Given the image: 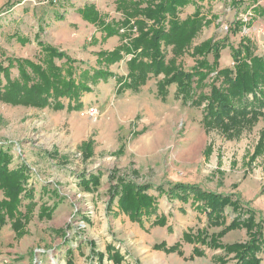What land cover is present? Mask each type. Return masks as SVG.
Returning <instances> with one entry per match:
<instances>
[{
    "label": "rangeland",
    "instance_id": "1",
    "mask_svg": "<svg viewBox=\"0 0 264 264\" xmlns=\"http://www.w3.org/2000/svg\"><path fill=\"white\" fill-rule=\"evenodd\" d=\"M63 1L9 0L0 6V24L2 14L17 3L40 9L61 7ZM255 5L257 13L252 9ZM92 8L87 12L91 18L95 10L105 21L122 16L115 0H95ZM195 8L207 24L192 40V47L224 37L229 45H237L246 38L255 53L264 56V0H244L242 5H234V0H192L179 17L185 19ZM81 17L85 19L82 13ZM238 19L241 26L228 31ZM4 20L7 28L0 30L4 65L6 57L34 59L38 42H43L73 60L63 67L65 76L72 70L89 90L80 93L78 100L59 96L43 106L0 98V144L10 150V168L27 167L25 189L33 190L31 211L24 206V194L20 195L25 222L17 228L7 222L0 229V264H237L234 253L227 255L224 249L189 243L183 237L197 231L217 234L235 217L232 209H225L224 224L209 227L206 214L191 199L182 202L169 190L175 183H184L238 196L254 209L257 220H264V117L237 132L206 128L201 108L176 97L175 83L161 94L158 82L162 75L150 76L136 88L119 85L115 77L128 74L130 55L105 64L98 61V52H109L127 40L122 38L121 26L122 34L107 37L97 25L95 37L70 33L62 37L63 31L55 33L50 28L46 37H40L42 22L18 31L11 20ZM189 54L182 57L185 70L194 64ZM166 55L171 57L170 47ZM208 58L212 59L211 53ZM232 64L225 47L220 51L219 67ZM97 69H108L113 76L97 78ZM10 72L16 74L13 65ZM93 176H98V186L89 182L85 188L82 180ZM118 178L150 185L147 193L155 198L156 213L165 217V224L154 223L155 213L137 221L120 209L117 197L111 200V187L118 184ZM247 239V230L240 227L217 240L227 245ZM175 244L180 251L165 249ZM109 245L117 250L118 263L109 259ZM195 246L204 255L190 258ZM217 255L223 259L220 263L213 259Z\"/></svg>",
    "mask_w": 264,
    "mask_h": 264
},
{
    "label": "trees",
    "instance_id": "2",
    "mask_svg": "<svg viewBox=\"0 0 264 264\" xmlns=\"http://www.w3.org/2000/svg\"><path fill=\"white\" fill-rule=\"evenodd\" d=\"M191 1L115 0L116 11L122 15L117 21H105L97 10L91 18L87 14L93 9L90 5L80 12L85 19L95 22L105 37L120 33L119 27H123L122 38L127 40L109 52H98V61L105 64L130 55L127 61L128 74L115 77L119 85L136 88L150 76L162 75L158 82L161 94L168 85L175 83L176 97L184 103L201 108L206 128L214 127L231 132L249 128L260 117H264V56L255 53L246 38H242L237 45H229L224 37L221 40H206L192 47V40L207 21L198 8L185 19L179 17L184 6ZM242 4L244 0H234V5ZM252 9L257 13V5ZM261 16L264 17V10L261 11ZM241 22L240 19L233 21L228 31L235 32ZM133 28L136 30L134 33ZM38 45L39 53L34 59L6 57L5 65L0 61L1 99L13 104L43 106L51 99L57 100L59 96L78 100L80 93L89 90L84 82L76 80L72 70L68 77L65 76L63 67L71 64L73 60L70 57L43 42H38ZM169 47L171 57L167 58L166 49ZM225 47L230 50L233 64L232 67L220 68V51ZM189 51L194 64L185 70L182 57ZM210 53L211 60L208 58ZM12 65L16 68L13 76L10 72ZM94 71L97 78L113 76L108 69ZM11 162L10 150L0 144V229L7 222L15 228L25 222L27 217L20 209L21 194L27 200L24 204L26 210L31 211L33 207V190L25 189L28 169L24 164L10 168ZM82 182L85 188L89 182H93V187L96 188L99 179L98 176H93ZM117 182V185L111 187V200L117 197L120 209L126 210L137 221L143 216L150 218L155 213L154 223L165 224V217L156 213L155 198L147 193L150 185H138L123 178H118ZM169 192L182 202L191 199L192 205L206 214L209 227L224 224L227 207L236 214L231 223L217 234L186 232L183 234L185 241L213 249L221 248L227 255L234 253L237 264H261V254L264 253V220H257L254 209L238 196L222 195L204 190L198 185L184 183L171 185ZM240 227L247 230L246 241L227 245L218 242L217 239L225 232ZM165 249L180 251L178 244ZM107 252L109 259L119 262V254L113 246H107ZM202 255L203 250L195 246L190 258ZM213 259L219 260V263L223 260L218 255L213 256Z\"/></svg>",
    "mask_w": 264,
    "mask_h": 264
},
{
    "label": "crops",
    "instance_id": "3",
    "mask_svg": "<svg viewBox=\"0 0 264 264\" xmlns=\"http://www.w3.org/2000/svg\"><path fill=\"white\" fill-rule=\"evenodd\" d=\"M8 1L0 0V6L6 5ZM60 5L61 7L54 5L41 6L38 9L17 3L5 13L6 15L2 14L3 21L0 24V30L7 28L3 23L7 22L4 19H8L11 20L13 29L18 31H20V28L28 29L32 24L37 25V22H42L41 28L44 30L42 33L40 32V37H46L45 35L49 28L55 33L63 31L62 37L64 33H70L74 37H95V24L87 22V19H83L80 13L86 6L95 7V0H64ZM55 17H58V19H55ZM261 26L262 24H259L257 29Z\"/></svg>",
    "mask_w": 264,
    "mask_h": 264
}]
</instances>
